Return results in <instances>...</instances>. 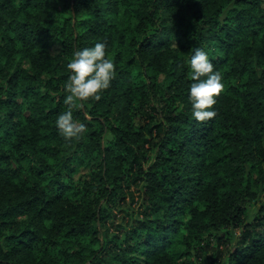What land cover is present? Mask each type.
<instances>
[{
  "label": "trees",
  "instance_id": "1",
  "mask_svg": "<svg viewBox=\"0 0 264 264\" xmlns=\"http://www.w3.org/2000/svg\"><path fill=\"white\" fill-rule=\"evenodd\" d=\"M97 41L116 75L72 107L86 128L68 142L67 64ZM196 47L224 83L206 122L187 95ZM134 185L143 216L117 219ZM210 237L215 264H264L263 0H0V264H191L175 240L193 255Z\"/></svg>",
  "mask_w": 264,
  "mask_h": 264
},
{
  "label": "clouds",
  "instance_id": "2",
  "mask_svg": "<svg viewBox=\"0 0 264 264\" xmlns=\"http://www.w3.org/2000/svg\"><path fill=\"white\" fill-rule=\"evenodd\" d=\"M107 48L106 41H97L93 46L76 50L67 64L70 74L64 88L67 92L65 103L69 107L57 116L55 124L68 142L79 140L86 128L85 124L76 122L72 107L78 101L99 99L116 75L115 60L107 53ZM187 63L192 81L187 92L191 116L199 122H206L216 116L213 106L224 90L223 76L219 70H214L213 62L203 48H194Z\"/></svg>",
  "mask_w": 264,
  "mask_h": 264
},
{
  "label": "rangeland",
  "instance_id": "3",
  "mask_svg": "<svg viewBox=\"0 0 264 264\" xmlns=\"http://www.w3.org/2000/svg\"><path fill=\"white\" fill-rule=\"evenodd\" d=\"M263 6H264V0H263ZM171 46H175V42H171ZM61 51V44L60 43H53L51 48H50V52L53 55H57L59 52ZM18 67H29V64L26 62V60H23L20 64H18ZM146 74V77L148 80H155L158 81L160 78L163 79L164 74H161L159 77H157V75L152 72V71H148V74ZM159 78V79H158ZM88 168L87 167H82L80 169V171H77L76 173H74V180H78L79 177L88 172ZM255 174V172H253V175ZM256 175V174H255ZM254 175V176H255ZM139 188V189H138ZM142 187H137L136 185H134L132 187V190L134 192V198L132 197H127V200H125L124 202H122V204L120 205V208H116L115 207V212H117V219H121V218H125V221H129L132 217L133 218H141L143 216L144 213V206L142 205V198H141V192H142ZM257 191V193L259 194V197H261L262 195V191H260L258 188L255 189ZM259 206L254 203H252V205L250 206V210L248 213V221H252L254 219V216L256 214V212L258 211ZM118 227L113 226L112 227V231H116L117 232ZM239 229H228V230H222L221 232H219L218 236H223L226 235L228 233H230V235H227V237H231V233L233 235V237L237 236V234H239ZM175 245L173 246V251L176 254L178 260L180 262H190L191 264H215L214 259H215V251L210 250V249H205L203 246H205L206 243L209 244L210 248H215V246H217V241L213 238L210 237L209 239L204 240L201 245L196 246L197 249L193 250V255H189L186 254V250H185V245L183 243V241L180 240V238H177L175 240ZM141 259V264H145V258L140 257ZM115 264H118L117 262Z\"/></svg>",
  "mask_w": 264,
  "mask_h": 264
}]
</instances>
